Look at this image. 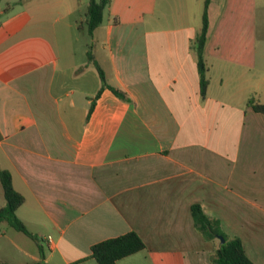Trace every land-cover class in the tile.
<instances>
[{
  "label": "crops",
  "instance_id": "crops-1",
  "mask_svg": "<svg viewBox=\"0 0 264 264\" xmlns=\"http://www.w3.org/2000/svg\"><path fill=\"white\" fill-rule=\"evenodd\" d=\"M20 1L0 10V171L38 241L0 222V262L98 264L93 244L134 231L144 249L114 264H213L199 203L264 264V115L248 103L264 102L257 0H208L203 97L192 41L205 0H109L83 60L72 39L89 0ZM88 49L130 102L96 97Z\"/></svg>",
  "mask_w": 264,
  "mask_h": 264
},
{
  "label": "trees",
  "instance_id": "trees-1",
  "mask_svg": "<svg viewBox=\"0 0 264 264\" xmlns=\"http://www.w3.org/2000/svg\"><path fill=\"white\" fill-rule=\"evenodd\" d=\"M208 2V0L204 1L201 28L192 41V48L195 52L197 70L199 74L200 94L202 97L206 93L209 82L206 76L207 65L204 53L208 36ZM108 3L109 0H89L86 11L87 32L89 34H91L93 30L102 22L103 12ZM86 57L88 62H93L95 65L99 79L101 81V86L96 94V97L99 95L102 89L108 88L121 100L130 102L131 99L124 91L107 83L105 73L95 60L90 49L87 50ZM248 103L251 105L253 110L264 115V102L257 103L250 99ZM93 106L94 100H92L90 104L88 114H90L92 111ZM0 183L6 201L5 205L0 208V222L8 223L13 229L28 235L37 242L38 238L28 231L25 224L16 215V209L24 202V197L13 187L11 174L8 170L0 171ZM191 215L196 231L199 232L205 240H213L216 242L210 257L213 264H255L246 255L240 238L227 235L223 231L220 221L205 214L199 203H194L191 205ZM220 236L224 239L223 243H221L219 240ZM144 247L145 245L139 235L134 231H129L123 235L108 238L93 244L90 248V251L91 256L97 261L98 264H114L118 259L138 252L144 249ZM39 250L40 255L42 256L43 254L40 246ZM0 264L10 263L0 262ZM34 264H40V262Z\"/></svg>",
  "mask_w": 264,
  "mask_h": 264
},
{
  "label": "rangeland",
  "instance_id": "rangeland-1",
  "mask_svg": "<svg viewBox=\"0 0 264 264\" xmlns=\"http://www.w3.org/2000/svg\"><path fill=\"white\" fill-rule=\"evenodd\" d=\"M257 22H256V30H257V49L260 51V56L262 57V51L264 49V0H257ZM9 5V6H8ZM23 2L20 0H0V10L5 13H13L22 9ZM78 10V14L80 12L85 13V9L80 6ZM5 15L4 14L0 17L2 20ZM83 15V14H82ZM86 15H83L82 19H85ZM79 33L77 39H72V46L74 51L81 56V59H85L86 44L90 42L91 37L89 33H87V24L86 20L81 22V25L78 27ZM207 76V75H206ZM208 78V76H207ZM17 243L22 244L21 242ZM44 264V263H43ZM50 264V263H49Z\"/></svg>",
  "mask_w": 264,
  "mask_h": 264
},
{
  "label": "water",
  "instance_id": "water-1",
  "mask_svg": "<svg viewBox=\"0 0 264 264\" xmlns=\"http://www.w3.org/2000/svg\"><path fill=\"white\" fill-rule=\"evenodd\" d=\"M219 240H220L221 243L224 242V239H223V237H221V236L219 237Z\"/></svg>",
  "mask_w": 264,
  "mask_h": 264
},
{
  "label": "built area",
  "instance_id": "built-area-1",
  "mask_svg": "<svg viewBox=\"0 0 264 264\" xmlns=\"http://www.w3.org/2000/svg\"><path fill=\"white\" fill-rule=\"evenodd\" d=\"M47 239L50 240L51 239L50 236H48Z\"/></svg>",
  "mask_w": 264,
  "mask_h": 264
}]
</instances>
